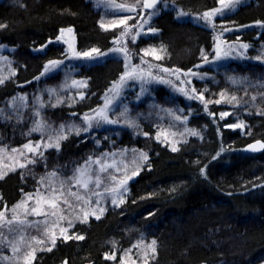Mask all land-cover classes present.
Masks as SVG:
<instances>
[{"label":"trees","instance_id":"obj_1","mask_svg":"<svg viewBox=\"0 0 264 264\" xmlns=\"http://www.w3.org/2000/svg\"><path fill=\"white\" fill-rule=\"evenodd\" d=\"M219 3L162 0L156 6L158 15L147 24L156 31L143 36L136 29L135 41H128L135 63L143 57L168 70L199 71L205 77L194 82L203 102L197 98L186 105L181 96L173 98L199 135L182 142L163 140V129L151 120L136 133L127 128L96 132V137L68 132L58 151L48 149L35 163L0 174L4 211L39 192L41 178L49 173L58 172L57 177L67 180L85 162L103 159L115 149L147 155L122 202L99 219L87 209L71 214L67 234H57L55 244L43 250L35 248L30 264H264V148L257 153L245 150L253 142L264 144V31L259 29L264 28V0L246 1L215 19L213 27L225 35L222 41L246 44L251 59L215 69L203 65L214 57L215 30L191 18L217 9ZM150 12L144 8L128 23L136 27ZM101 21L92 0H0V25H6L0 28V48L6 47L0 52V151H19L25 143L47 137V132L28 135L36 120L54 131L64 125L67 132L109 98L125 73L121 59L77 64L68 74L42 78L44 66L67 57L58 39L61 30L73 29L77 52L96 48L104 53L114 47L123 26L104 30ZM66 75L69 82L84 81L86 86L63 87ZM165 94L164 88L157 91L160 102ZM222 113L228 115L221 118ZM239 123L242 128L229 127ZM111 133L116 136L109 139ZM173 146L178 150L172 151ZM112 256L115 259L107 258Z\"/></svg>","mask_w":264,"mask_h":264},{"label":"rangeland","instance_id":"obj_2","mask_svg":"<svg viewBox=\"0 0 264 264\" xmlns=\"http://www.w3.org/2000/svg\"><path fill=\"white\" fill-rule=\"evenodd\" d=\"M249 0H224V4L219 3V9H221L226 16L229 13H232L231 6L233 4L238 5L243 4L244 2ZM94 7L97 10H100L102 13V21L106 25L110 24L111 21H119L122 19H126V24H120L123 26V32L125 29L128 30V35L124 36L123 39H118L110 50L104 52L108 53L100 60H88L86 58H79V59H70L66 57L64 59V63L61 64L55 71L49 72L47 74L42 75V78H45L51 74L57 73L62 71L63 73L66 71H71L73 67H75L77 64H85V65H93L104 62L106 59L112 57L121 59L124 62L125 66V73L128 72L129 75L124 76V82L121 83L120 81L116 84L117 88L111 89V95H109V98L105 100L104 104L98 108V109H104V105L106 102H109V107L107 110V114L109 115L110 119H117L119 122L116 124H101L99 126H94L90 131L84 132L81 131L82 134H94L96 137V132L104 131V130H121V129H129L132 132H139L142 130V123L147 122L148 120H151L152 122H155V124L163 129L164 135H162L163 140H172L177 142H182L183 138L190 137L191 135L188 133L187 130H193L188 126V123L190 121V118L187 114H185L184 108H181L177 102L173 100L174 97L177 98V96H181L186 103V105L189 104L190 100H196L191 99L189 96L195 95L199 97V94L197 90L195 89L194 82L195 80H200L202 78H205L204 76L199 73V71H189L186 73H180L179 71L169 70L168 72L163 71L166 68L159 67L148 60L144 59L148 62V64H152L153 67L150 69L152 74L156 76L159 79L168 80L169 83H159L154 82L151 84L142 85L141 81L131 79L130 77L135 75L136 73H133L131 71V67H126L127 65L130 66H139L138 71L147 72L149 71L147 64H141V60L135 63L133 61L132 54L129 51L128 48V41L131 40L132 34L134 35L133 31H136L138 29V32L140 35L148 36L150 34H153L154 32H150L149 29H147V24L144 23L142 19H140L137 22V26L133 27L132 23H128L130 19H132V16L138 15V13L144 9L143 4L145 3V0H128L126 3H117L109 0L110 3L116 4V5H123L125 7L129 6H136V11L134 12H119V10H114L107 8L105 6L104 0H92ZM217 8V9H218ZM216 10V9H215ZM117 12L118 14H113ZM158 15V12H156L155 15L151 17L154 18ZM130 17V18H129ZM199 17V16H197ZM221 17L220 13L218 12L213 17V25L215 22V19L217 18H223ZM148 19V18H147ZM146 19V20H147ZM195 23L204 24L209 29L215 30V28L211 25H207L205 22L196 19L191 18ZM149 22V20H148ZM142 26V27H141ZM261 31H264V28H259ZM234 31H227V33H232ZM226 33V34H227ZM215 47H214V57L207 61L204 66L219 69L222 66H225L229 64L230 62L235 61H250L251 59L248 58V49L244 48L243 45H246L241 42H235V43H229L226 44L222 40V37L225 35H220L217 30H215ZM64 39L69 40L72 43L73 48L75 49V40H74V34L65 32ZM63 43V41H62ZM66 48V52L68 51V46L63 43ZM117 47H126L127 51L129 53V60L125 61L123 54L121 53H113L111 50L113 48ZM6 49V47H1L0 52H3ZM76 51V50H75ZM216 51L219 52V57L216 56ZM1 58V57H0ZM2 58L0 59V64L2 62ZM1 68V66H0ZM175 74H172V73ZM65 73V74H66ZM68 74V73H67ZM178 77V78H177ZM70 75L64 76L63 87L68 88H79V87H68L67 85L71 84V80L69 82ZM68 82V83H67ZM78 82V81H77ZM144 88L145 90L141 92V88ZM160 88H164L166 94L163 96V101L160 102L157 91ZM66 89V88H65ZM180 89H183V92L180 91ZM193 89H195V92L193 93ZM119 92V95H115L116 92ZM184 92H187L189 95L185 96ZM48 100L51 98L50 96L47 97ZM173 102L177 105L175 106ZM97 110V109H96ZM126 112V117L121 116V113ZM178 115L181 117L180 120H175L174 115ZM89 116H95L97 113L94 111L88 113ZM84 117V116H83ZM83 117L81 118L80 122H77L78 124H75L76 126L83 129L84 127V121ZM126 119H130L135 121L139 127L138 128H132L129 127L126 123ZM158 127V128H159ZM64 130V134L67 137L69 134L68 132H74L71 130V128ZM116 136V134L111 133L108 135V138H112V136ZM181 140V141H180ZM48 139L45 136H42L38 140L37 143L41 145L39 151L43 152V154L51 148H47L45 150L44 144L48 143ZM37 143H32L33 145H36ZM23 148L19 149L17 152L13 151H0V174L7 173L8 171L12 169H20L19 165L21 163H25V156L31 158L33 156L32 153H27L26 150H24V155L21 154V151ZM139 153L141 151H137L134 149H121L118 151L110 150L106 154H104L103 159L101 158H94L92 161H96L97 159L100 160L99 165L96 163H89L87 165V168L85 169L86 172L91 173V178L93 181L98 177L100 181V186L98 188L94 187L93 184L89 185V190L86 192L83 188L80 187H72V191L76 192L82 196L85 197V199L90 200V203L84 204L82 201H77L74 197L68 196L69 204L72 205L71 208H68L64 204H60V207L56 210L57 215L56 216H33L29 215L27 216V220L29 222L39 221L41 222L39 227H27L23 230V239L19 241V243L16 244V247L19 248L18 253H13L11 248L7 247L6 244H0V264H30L32 262V259L34 256L32 254L34 253L35 248L40 250H43L47 247L48 243H51L53 239L57 236V234L64 236L68 232V227L71 223L70 216L73 213L81 212L79 210L87 209L89 210V215L92 216H101L104 214V212L109 208L117 205L120 203L122 197L126 194V192H123V189L128 187V184L130 181L134 179V173L136 169H139L141 167V163L144 161L142 159H137L136 163L133 164L134 156L138 157ZM37 155L36 157H38ZM31 165V164H28ZM104 165H109L106 171H100V168ZM58 174V172H56ZM133 174V175H132ZM60 176V175H59ZM74 175H70L67 180L69 181V178ZM47 177V176H46ZM63 177H57L52 181L53 184L56 185V187H59V181H65L64 184V190L67 192V189L71 187V184L68 183L67 180L62 179ZM85 179H87V176H84ZM123 180L125 183L123 185H120L118 182ZM47 187V184L39 186V192L36 194H31L28 196H32V200H28L25 202L24 206H22L20 209L17 210V216L18 219L23 220L25 219L23 215L24 207H32L34 205L35 199H41V208L44 211H49L46 206L43 204L44 195H45V189ZM112 188H116L118 192H122V195H116L115 198L117 199V204H112V199L114 197V193L111 191ZM107 189V190H106ZM93 193H96L98 195H94ZM22 199L21 201H24ZM20 201V202H21ZM97 201H99V204H97ZM19 202V203H20ZM8 208L4 210V215L7 218H11V212L12 209ZM100 209H103V211H100ZM44 221H47V223H44ZM2 223V221H0ZM7 235V233H5ZM11 239V237H9Z\"/></svg>","mask_w":264,"mask_h":264},{"label":"snow or ice","instance_id":"obj_3","mask_svg":"<svg viewBox=\"0 0 264 264\" xmlns=\"http://www.w3.org/2000/svg\"><path fill=\"white\" fill-rule=\"evenodd\" d=\"M158 2H162V0H145V3L143 4L142 7L144 8H148V9H154L155 11H152L149 13V17L147 20H144V23H148V20L151 19V17L153 15L156 14V12L158 11V9H156V5ZM220 4H224V0H219ZM105 6L107 8L110 9H114V10H119V12H134L136 11V6H129V7H125L123 5H116L113 3H110L109 0H104ZM236 7L235 4H233L231 6V10H234ZM220 13L221 17H223V15L225 14L221 9H216L213 11H206L204 12L201 16L196 17V19H199L203 22H205L207 25H213V17L217 14ZM113 14H118L117 12L114 11ZM186 15V13L181 12L180 16H184ZM130 18V17H129ZM126 19H122L119 21H111L110 24L106 25L104 23V21H101L100 23V27L104 30H108L109 28H115L117 26V24H126ZM6 27V25H0V28ZM142 27V26H141ZM150 32H155L156 30L153 28L149 29ZM65 32L71 34L73 33V29L72 28H68L66 30H61L60 32V36L58 37L59 40H62L63 43H65L68 46V51L66 52V56L70 59H79L81 57L86 58L88 60H100L102 59L105 55H107L108 53H100L98 49L93 48L90 51H85V52H77L75 51V49L72 46V43L67 40L64 39V34ZM128 35V30L125 29L124 32L120 33V39H123L124 36ZM137 35H139V33H137ZM133 41H135L136 37L133 36L132 37ZM244 48H247V45H243ZM145 54H148L150 50H144ZM111 52L113 53H121L124 56L125 61L129 60V53L127 51L126 47H117V48H113L111 50ZM96 54V55H93ZM216 56L217 58L219 57V52L216 51ZM161 57L157 56L156 59H160ZM207 59V57H205V60ZM64 61L63 60H54V61H50L48 65L44 66L43 68V72L42 75L47 74L49 72H53L55 71L61 64H63ZM141 64H147L148 65V69L149 71L147 72H142V71H138L139 66H130L126 64V67H131V71L133 73H136L135 75L131 76V79L134 80H139L141 81L142 85H146V84H151L154 82H159V83H169L168 80H164V79H159L154 76L152 74V72L150 71V69L153 67L152 64H148L147 61H145L143 59V57H141ZM163 71L168 72V69H164ZM172 74H175L174 72ZM125 75H129L128 72L125 73ZM178 78V77H177ZM37 79H39V77H37ZM120 82L123 83L124 82V76H122L120 78ZM235 82V81H233ZM0 83H3L2 80H0ZM68 87H81V86H86V82L84 81H80L77 82L75 80L71 81L70 85H67ZM113 88H117L116 85H113ZM145 89L142 87L141 88V92H143ZM180 91L183 92V89H180ZM193 93L195 92V89L192 90ZM50 92L54 95H56V90L52 89L50 90ZM115 95H119V92L117 91L115 93ZM185 96H188L189 94L187 92H184ZM83 98V97H81ZM189 98L191 99H200L201 102H203V95L201 94L199 97L192 95ZM21 101L25 100L26 98H19ZM233 100H235V97L232 98ZM253 99H255V97H253ZM57 102L59 103L60 100L58 99ZM216 103H220L219 100L216 101ZM13 104H16V100H13ZM53 107L55 105H52ZM109 107V102H106L104 105V109H97V110H93L95 113H97V115L95 116H89L88 114H85L83 117V121H84V127L83 129H81L80 127L76 126V125H72L71 126V130L75 132L76 135H79L81 131L84 132H88L90 131L94 126H99L101 124L107 123V124H116L119 121L117 119H110L109 115L107 114V112L105 110H107ZM19 109H17L18 111ZM37 116H39V112L36 113ZM174 115V114H173ZM228 115V113H222L221 114V118H223L224 116ZM121 116L126 117V112L121 113ZM174 119L175 120H180L181 117L178 115H174ZM126 123L129 127L132 128H138L139 125L130 119H126ZM64 125L60 126V130L59 131H54L50 128L49 125H47L46 122L42 121V120H36L33 122V126L30 128L28 135H31L34 132L37 133H45L47 132V139H48V143L44 144V148L45 150L47 148H55L57 151L59 150V141L61 139L66 138L65 134H64ZM229 127H233V128H242L243 127V123H239V124H233V125H229ZM188 133L190 135L193 136H197L199 135L198 132H196L195 130H187ZM145 135H147L145 133ZM157 140H160V135L157 134V136L155 137ZM261 148H264V144H260L259 145ZM41 145L39 143H37L36 145H33L31 142L25 143L23 145V150L21 151V154L24 155V150H26L27 153H32L33 156L31 158L25 156V163H21L19 165L20 168H25L28 164H33L36 162V156L39 155L40 158H43V152L39 151ZM253 150H255L256 145H252L250 146ZM178 149L173 146L172 147V151H177ZM13 152H17V149H12ZM137 159H142V160H147V155L143 152L139 153L138 157L134 156L133 159V164L136 163ZM89 163H96L99 165L100 160L97 159L96 161H87L85 162L84 165H82L80 168L76 169V174L72 177L69 178L68 183L71 184V187H69L67 189V192H65L64 190V184L65 181H59V187H56L55 184L52 183V181L56 178V173L52 172L49 173V175L47 177H42L41 178V184L45 185L47 184V187L45 189V195H44V200H43V204L46 206V208L49 211H44L41 208V199H35L34 201V205L30 208L28 207H24V211H23V215L25 217V219L20 220L18 219L17 216V210L20 209L22 206H24L25 202L28 200H32L33 197L32 196H25V200L21 201L20 203L16 204L11 210V218H7L4 215V211H0V221H2V223H0V244H6L7 247L11 248L13 253H18L19 252V248L16 247V244L19 243L20 240L23 239V230L27 227H39L40 223L39 221H34V222H29L27 220V216L29 215H33V216H56L57 215V209L60 207V204H64L66 205L68 208H71L72 205L69 204L68 201V196H72L74 197L77 201H82L84 204H88L90 203V200L85 199L84 196L73 192L72 191V187H80L83 188L86 192L89 190V185L93 184L94 187L98 188L100 186V181L99 178L97 177L95 179V181L92 180L91 178V173H88L85 171V169L87 168V165ZM109 167V165H104L100 168V171H106L107 168ZM12 171H15V169H12ZM137 174V173H134ZM84 176H87V179L84 178ZM2 178V177H0ZM120 185H123L125 182L123 180L118 182ZM107 190V189H106ZM111 191L114 193V197L112 199V204H117V199L115 198L116 195H122V192H118V190L116 188H112ZM127 189L124 188L123 192H126ZM94 195H98L96 193H93ZM122 202V201H120ZM97 204H99V201H97ZM100 211H103V209H100ZM86 216L87 214L85 213V222H86ZM97 219H99V216L96 217ZM44 223H47V221H44ZM7 233V235L5 234ZM9 237H11V239H9ZM78 239H83L82 236L77 237ZM65 239H71V237H65ZM52 243L55 244V239L52 240ZM152 245H155V241L153 240ZM152 252H155V249L152 248ZM109 259H115L114 256L112 257H107Z\"/></svg>","mask_w":264,"mask_h":264},{"label":"water","instance_id":"obj_4","mask_svg":"<svg viewBox=\"0 0 264 264\" xmlns=\"http://www.w3.org/2000/svg\"><path fill=\"white\" fill-rule=\"evenodd\" d=\"M159 4V2L157 3V5ZM156 5V6H157ZM151 10H153V9H148V8H145V11H147V12H150ZM260 144H263L262 142H260V141H257V142H253V143H251L250 145H248L246 148H245V150L247 151V152H250V153H257V152H260V151H262L263 150V148H261L259 145ZM252 145H256V148H255V150H253L250 146H252Z\"/></svg>","mask_w":264,"mask_h":264}]
</instances>
